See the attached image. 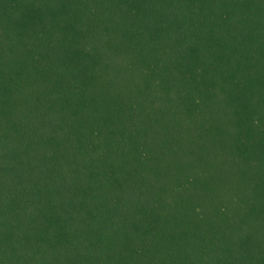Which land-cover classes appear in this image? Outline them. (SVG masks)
Returning <instances> with one entry per match:
<instances>
[{"label": "trees", "instance_id": "trees-1", "mask_svg": "<svg viewBox=\"0 0 264 264\" xmlns=\"http://www.w3.org/2000/svg\"><path fill=\"white\" fill-rule=\"evenodd\" d=\"M0 264H264V0H0Z\"/></svg>", "mask_w": 264, "mask_h": 264}]
</instances>
